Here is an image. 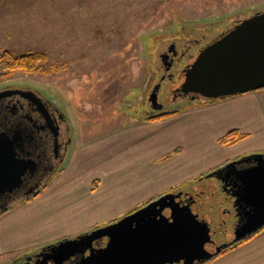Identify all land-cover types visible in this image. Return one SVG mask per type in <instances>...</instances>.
Wrapping results in <instances>:
<instances>
[{
  "label": "rangeland",
  "instance_id": "1",
  "mask_svg": "<svg viewBox=\"0 0 264 264\" xmlns=\"http://www.w3.org/2000/svg\"><path fill=\"white\" fill-rule=\"evenodd\" d=\"M257 11H264V0H0V54L10 51L15 55L27 52L46 55L37 72L5 74L0 71V89L34 90L58 107L65 117L70 138L65 158L85 143L108 141L107 146L116 145L117 137L127 125L155 122L148 121L151 115L146 114L149 109L146 93L151 85L160 84L158 101L164 106L162 114L174 116L194 105L212 102L203 98L173 100V90L183 83L181 70L195 60L202 47ZM174 52L178 54L174 57L177 68L173 66L166 72L168 56L173 57ZM168 73L172 76L168 77ZM162 76L166 78L161 82ZM65 164L62 162L49 175L46 185L32 200L60 174ZM221 166L179 187L196 188L203 184L198 181L201 175ZM99 183L92 181L90 189L94 190ZM179 187L144 200L129 213L109 217L106 224L87 232L118 222L151 202L173 194ZM56 188L40 194L33 208L19 211L20 214L3 224L12 226L5 234V228L0 227V237L3 235L0 264H15L48 245L89 229V222L96 216L62 212L60 203L73 199L64 194H50ZM203 190L197 216L199 226L209 238L203 242L201 252H196L199 255L196 261L215 255L218 247L229 242L225 230L231 216L226 199L214 185ZM25 198L11 202L8 208L31 200ZM48 205L50 209L45 210ZM262 232L264 229L207 264H230L232 261L226 259L237 257L236 252ZM263 260L257 257L244 264H262Z\"/></svg>",
  "mask_w": 264,
  "mask_h": 264
},
{
  "label": "water",
  "instance_id": "2",
  "mask_svg": "<svg viewBox=\"0 0 264 264\" xmlns=\"http://www.w3.org/2000/svg\"><path fill=\"white\" fill-rule=\"evenodd\" d=\"M183 75L178 90L191 94L190 100H220L263 89L264 11L242 19L200 49ZM5 94L26 96L46 116L40 98L32 91L11 90ZM148 102L154 111L162 108L157 104L156 90L149 95ZM18 130L0 132V212L15 198L28 197L36 188L19 194L22 177L36 165L32 159L17 154L22 140ZM51 132L56 135L57 130ZM242 163L249 166L237 167ZM221 171L230 193L221 195L226 198V208L234 209L238 219L227 236L229 242L218 250L264 226V155L230 162L218 172ZM218 172L199 179L202 185L163 196L118 222L42 248L34 264H70L77 257L89 264H176L189 258L194 262V255L201 252L203 242L209 238L198 224L199 202L203 189L213 185L210 181Z\"/></svg>",
  "mask_w": 264,
  "mask_h": 264
},
{
  "label": "crops",
  "instance_id": "3",
  "mask_svg": "<svg viewBox=\"0 0 264 264\" xmlns=\"http://www.w3.org/2000/svg\"><path fill=\"white\" fill-rule=\"evenodd\" d=\"M162 120L127 125L116 145L107 146L105 141L76 147L64 159L66 164L60 174L39 195L48 194L57 185L50 194L73 199L60 203L62 212L98 216L89 222V229H82L87 232L106 224L107 218L129 213L144 200L177 189L211 168L264 154V89L194 105ZM230 131H238L246 138L232 146L219 145L218 139ZM94 180L100 183L91 190ZM39 195L0 214L4 234L12 226L3 224L23 209L33 208ZM236 253L237 257L226 259L232 261L230 264L264 259V232Z\"/></svg>",
  "mask_w": 264,
  "mask_h": 264
},
{
  "label": "flooded vegetation",
  "instance_id": "4",
  "mask_svg": "<svg viewBox=\"0 0 264 264\" xmlns=\"http://www.w3.org/2000/svg\"><path fill=\"white\" fill-rule=\"evenodd\" d=\"M177 53L174 52V56H168L167 67L165 71L171 70L173 66L177 65V62L174 59L177 57ZM175 57V58H174ZM191 64V63H190ZM189 65V64H188ZM187 65H184V68L181 70V76L184 80L183 71ZM177 68V66H175ZM172 75L168 73V77ZM166 76L161 77V82L164 81ZM160 89V84L151 85L147 90V95L149 96L154 90H156L157 95V104L162 106L158 101V92ZM11 90H20L22 92L29 91L27 88H1L0 89V132L7 131L9 132L13 128L19 129L18 131L22 134L21 142L19 143V151L16 150L17 154L24 159H32L35 162V168L33 171H27L25 176L22 177V191L19 193H24L32 188H35L34 191L30 194L33 195L39 191L45 185V181L53 172L59 169L60 164L64 161L65 155L68 154V148L70 145L69 131L68 126L65 125V117L63 113L58 109V107L47 100L39 92L32 91L37 97L40 98L43 109L46 111V116L42 114L39 108L34 102L26 98V96L21 94H5ZM5 94V95H4ZM191 94H182L178 88L174 89L172 92L173 100H176L177 97H182L184 99H190ZM149 98V97H148ZM200 99V98H199ZM198 100V99H197ZM195 101V100H192ZM149 103V102H148ZM149 109L147 110V115H157L162 114L164 106L160 110H152L150 103ZM51 130H57L56 135L52 134ZM227 164L219 167L216 172L223 170ZM249 166V164H239L237 167ZM231 171L228 169L226 172ZM208 175V174H207ZM205 175V177L207 176ZM225 174L218 172L213 175L210 183L217 187L218 194H230L228 192V187H226L227 180L225 179ZM204 177V176H203ZM204 177V178H205ZM13 194V193H12ZM15 194V193H14ZM7 195L6 197L8 198ZM14 197L12 195L11 199ZM24 197L15 198L14 201L23 199ZM226 199V198H225ZM1 201V200H0ZM13 202V201H12ZM11 203V202H10ZM9 203V204H10ZM8 207H10L8 205ZM229 215L231 216V221L227 224L225 230L226 236H230V230L233 225H236L237 219L234 215V209L230 207ZM133 213V212H132ZM130 213V214H132ZM228 238V237H227ZM229 240V238H228ZM240 240V239H239ZM106 239L103 243L105 244ZM227 244V243H226ZM39 254V251L23 257L22 260L17 261L15 264H34L36 260V255ZM196 259L199 258V255H194ZM206 259V258H205ZM184 260H186L184 262ZM204 260V259H203ZM200 261H194L192 258L183 259L176 264H196ZM67 264V263H66ZM70 264H87L86 260H81L80 257L75 259V262ZM169 264V263H167Z\"/></svg>",
  "mask_w": 264,
  "mask_h": 264
},
{
  "label": "trees",
  "instance_id": "5",
  "mask_svg": "<svg viewBox=\"0 0 264 264\" xmlns=\"http://www.w3.org/2000/svg\"><path fill=\"white\" fill-rule=\"evenodd\" d=\"M46 61V55L38 52H27L24 54H19L15 55L14 53L10 51H3L0 54V71L4 72L5 74H10L14 73L17 71H21L23 73H33L37 72L41 64ZM173 114L167 113V114H161V115H156L154 117H147L148 121H157V120H162L168 117H171ZM245 138V135L239 133L238 131H230L224 136H222L219 140L218 143L222 146H232L239 141L243 140ZM203 177L202 175L198 178V180ZM36 196L35 194L30 195L28 198H25L26 201L30 200ZM264 229V226L259 228L257 231L254 233L238 240L237 242L231 243L220 250L215 252V255L210 256L204 260H201L199 263L196 264H207L220 255L224 254L225 252L229 251L232 249L234 246L241 244L247 240H250L254 235L258 234Z\"/></svg>",
  "mask_w": 264,
  "mask_h": 264
}]
</instances>
